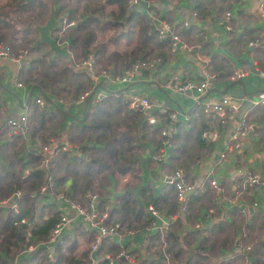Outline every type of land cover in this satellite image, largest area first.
Masks as SVG:
<instances>
[{
	"label": "crops",
	"instance_id": "obj_1",
	"mask_svg": "<svg viewBox=\"0 0 264 264\" xmlns=\"http://www.w3.org/2000/svg\"><path fill=\"white\" fill-rule=\"evenodd\" d=\"M2 1L4 0H0V3ZM45 2V7L42 10L44 15L38 16V23L36 21L32 25V30L29 33L23 36L20 32L16 36L19 41L22 39L29 40L30 46L38 43L39 33L36 28L46 22L50 13L55 19V28H57L61 26V22L58 21L59 18H63V16H85L87 8L102 7L104 4V7L93 16H111L110 12L117 11V5L113 1V3H104L105 0H45ZM146 4L147 7L144 8L138 4L133 6L127 4L125 13L121 16H125L131 10V7H134V9L147 14L149 24L151 19L157 16L174 23V30L181 42L197 45L209 59V66L210 63L220 66L216 79L210 88L197 95L195 92L176 91L175 86L171 83L168 86L165 85L168 80L173 79L182 83L187 79L198 81L203 78L199 63L192 59L179 45L176 51L170 53L171 58L167 61L162 63L155 59L156 65L149 70L136 71L132 83L128 85L109 82L102 76L93 79L83 67L77 66L80 64L78 60H76L77 62L73 61L72 68L82 70L92 78V86L86 90H90L91 93L81 102L72 101L74 98L70 100L67 97L68 91L65 89H55L53 95H42L36 87L21 80V77L18 76V68L21 65L28 66L29 60L37 53H29V57L26 55L19 62L0 58V148L5 151L7 156L10 154L4 145L12 135H9L6 128L1 126V121L9 116L26 114V123L20 131L24 141L23 149L25 152L37 154V148L43 144L36 135L38 128L35 129L32 126V124H35L34 119L36 117L33 112H43L45 110L53 112L57 127L53 132L54 138L51 139L56 140L57 144H66L70 129L74 126H82L85 106L112 95L125 98L127 93L147 95L151 108L145 113L149 114L152 109L164 106L168 112H175L176 114L175 119L170 121L178 123L186 129L189 126L198 129L203 124V117H205L207 124L205 131L210 133L209 136L214 134L213 139L208 138L211 141L209 142L208 151L200 149L191 162V158L184 151L173 152L172 158H168L169 146H166L164 157L156 160V164L148 163L144 165L139 180L136 181V186L140 184L149 186L154 197L158 198L154 206L152 204H147V206H151L162 218L176 214L181 206L175 200L172 186L164 183L163 175L173 171L175 168L172 167H179L184 169V180L194 184L192 191L185 193L183 209L179 216L165 232H158L151 228L150 213L147 206L141 204L142 211L140 214L138 213L137 220L143 217V220L148 221V223L138 229L135 227L130 228L128 231L132 233L124 235L120 244L108 239V242L113 245L110 246L112 249L98 250L97 254L91 255L92 262L89 258V246L92 241L91 233H86L89 237L85 238L83 231L72 228L60 236L59 243L62 242V237L67 238V242L63 244V247L68 241L72 242L74 250H72V253L67 251L65 257L72 256L77 264H105L102 254L118 249L125 250L131 256L132 264H154L158 253L162 256L161 264H243L244 260L247 264H251L254 259L264 264V105L248 108L249 97L257 92L264 91V74H261V69L264 67V48H262V46L264 47V17L259 12V6L264 7V0H149ZM226 13H229L228 16H230L228 22L231 31L228 32L224 30L221 24ZM182 21H186L189 24L188 27H183ZM19 22L17 20L16 28H21L20 25L23 23ZM149 26L151 28V25ZM120 28H124V26H120ZM186 28L188 30L184 32L183 29ZM53 30L50 32L51 36L58 38L59 33H52ZM253 39H257L262 45H250L249 42H252ZM17 44H20V42ZM120 47L124 48L125 45L120 44ZM65 51L66 56L53 54L52 56L59 57V62L65 60L70 63L71 58L68 49L65 48ZM246 60L250 62L253 72ZM35 69H38V67ZM235 69H242L247 72L240 80L230 82L228 81V75L235 72ZM70 80L72 78L67 77L66 83ZM83 81L85 80H80V82ZM17 83H20V85H16ZM59 86L64 88V84ZM223 94H227L232 102H236L237 107L231 116L227 117L226 123L220 126L217 124V118L213 113L202 111L201 101L211 103ZM37 96L42 97L44 100L42 109L34 101ZM87 98L89 99L85 102ZM244 111H248L247 119L251 124V129L248 130L246 137H242V156L244 159H251L250 167L260 174L262 181L261 184L252 186V188L244 186V181L240 177L235 179L234 168L228 157L224 160L219 159L229 136L234 131L237 121ZM159 122L158 124H160ZM171 130L173 132L172 127L169 131ZM77 144H73L76 153H78ZM150 150L148 146L144 147L140 159L147 160L151 156ZM70 153L74 155V153ZM24 157L25 155H23ZM255 158H257L256 166L253 164ZM163 161L166 165L160 167ZM182 162H186L185 167L177 166ZM3 163L0 157V164L3 165ZM124 177H105L108 179L107 182L112 179L114 181L118 180L115 196L105 199L107 201L104 203L113 218L115 216L110 211L114 207L117 208L115 198L123 191L130 190L129 187L123 188V182L126 181V177ZM211 177L221 188V196L216 194L209 186L208 179ZM106 183L105 185L108 184ZM136 186L133 187L134 194L139 189ZM58 187L67 198L73 200V198L78 197L70 188L69 179L63 181ZM99 187L103 186H98L96 193L100 192ZM238 188L241 191V202L247 204L254 202L252 208L249 209L247 218H244L236 208L230 206L222 198L223 195H231L234 189ZM44 203L52 202L45 198L41 200V204ZM168 203H172L174 209L173 213L169 215L165 211ZM55 204L57 207H61V204ZM65 209L66 207L62 205V212H67ZM46 216V213H42V218ZM232 218L234 221H232ZM220 222L225 226L223 231L210 237L209 232ZM243 222L246 223L247 230L245 228L242 237L240 228ZM195 225L198 227L195 228ZM168 233L170 235H167ZM230 233L232 234L230 235ZM164 234L165 237L175 242V244H172L173 246L180 248L177 256L171 257V254L165 253ZM247 235H249L250 240H245ZM230 238L233 240L232 245H227ZM30 239H32L31 241L35 240L34 237H30ZM222 241L226 243H222ZM57 244L53 245L54 250ZM187 244H190V246H187ZM245 245H250V250H244L243 246ZM22 256H28V253H22L19 257L20 260ZM54 257L56 258L55 252Z\"/></svg>",
	"mask_w": 264,
	"mask_h": 264
},
{
	"label": "trees",
	"instance_id": "obj_2",
	"mask_svg": "<svg viewBox=\"0 0 264 264\" xmlns=\"http://www.w3.org/2000/svg\"><path fill=\"white\" fill-rule=\"evenodd\" d=\"M112 1L116 3L117 11L110 12L111 16H93L104 7V4L102 7L87 8L85 16H63V24L52 31V33H59L58 38L52 37L51 34L50 37L68 49L70 63L65 60L59 62V57L52 56V52L41 42L30 46L29 40L19 41L16 38L20 32L23 36L29 33L32 25L36 21L38 23V16L44 15L42 10L45 7V0L2 1L0 3V45L7 47L14 56L21 51H25L27 56L29 53H37L29 60L28 66L21 65L18 68V76L21 80L36 87L42 95H53L55 89H65L68 91L67 97L70 100L74 98L72 101H76L92 86V78L86 72L72 68L73 61L81 62L90 55L96 73L101 70H112L116 74H121L137 59L146 61L156 58L158 62L163 63L171 58L169 39L158 38L155 35L149 26L147 14L133 7L125 16H121L125 13L128 0H105L104 3H113ZM17 20L23 23L20 25L21 28L15 27ZM119 20L122 22L121 27L124 26V28L119 29L120 25L116 23ZM183 30L186 32L188 29ZM108 32L112 34L103 35V40L97 38L98 34ZM18 42L26 44L27 48L20 49L21 44H17ZM252 42L254 46H259L257 39H253ZM120 44H124L125 47L121 48ZM214 64L210 63L209 66L208 63L207 68L217 76L220 66ZM37 67L38 69H35ZM67 77L72 78L68 83H66ZM81 79L85 81L80 82ZM60 84H64V88H61ZM33 114H36V117L35 124L32 126L35 129L38 128L36 135L40 142L45 144L54 138L53 132L57 127L54 121L55 116L48 110L35 111ZM148 116H153L157 120L156 124H149L146 120ZM203 119V124L198 129L191 126L186 129L170 121L167 114L160 113L158 109H152L149 114L133 111L127 107L125 97L106 96L100 101L87 104L83 110L82 126H74L70 129L66 144L73 147V144L78 143V153L75 152L74 147L61 149V145L58 144L56 154L48 155L47 164L45 167L42 166L43 168L40 167L42 165L40 154L25 152L23 149L24 141L21 132L12 134L4 145L10 154L7 156L0 148V157L4 162L3 165L0 164V199L6 198L15 191L18 192V196L7 202L6 206H0V264H10L15 257L19 258V255H22L26 245L47 239L62 212V208L57 207L50 196L57 194L60 191L58 186L67 179L70 180V188L73 192L80 196L73 200L79 202L81 198L84 200L85 193L97 191L98 186L102 185V178L125 176L123 188L129 187L130 190L123 191L115 198L117 208L114 207L110 211L115 218L109 213V219L112 223H118V227L125 231L134 227L138 229L147 224L148 221L143 220V217L137 220L142 211L141 204L154 206L158 198L154 197L149 186L143 184L136 186L142 167L148 163L156 164V160L151 156L147 160L140 159L144 147L148 146L151 149L150 154H155L159 148H162L161 141L165 139L160 136V130L162 128L170 130L172 127L173 132L169 131L170 136L167 138L170 156L168 158H172L173 152L184 151L192 162L200 149L208 151L210 147L211 141L201 137V132L207 128L205 117ZM31 135L33 136L32 133ZM70 152L75 153L72 155ZM23 155H25L24 158ZM164 165L166 163L163 161L160 167ZM177 166L185 167L186 162ZM172 168L176 169L175 166ZM182 170L184 172V169ZM47 177L51 178L54 186L47 189L44 194H40L38 189ZM134 186L139 187L135 194ZM99 197L98 206H104L107 200ZM45 198L52 203L41 204V200ZM13 201L18 206L17 213L9 209ZM172 207V203H168L165 208L167 215L173 213ZM42 213H46L47 216L42 218ZM21 217H24L27 223H19ZM150 217L152 219L151 215ZM232 221H234L233 218ZM224 227L222 222L215 225L209 232L210 237L222 232ZM245 228L247 230V226ZM84 233L83 236L88 238L89 235ZM165 236L164 234L165 253L171 254V257L177 256L180 248L173 246L175 242ZM30 237H34L35 240L31 241ZM246 239L250 240L249 235L245 237ZM65 242H67L66 237H62V242H57L59 244L55 246L56 258L54 257L53 261L41 249H37L28 252V256H22L16 264H77L72 256L65 257L67 251L72 253L74 250L72 242L69 241L63 247ZM232 242L230 238L227 245H232ZM222 243L226 242L222 241ZM104 246L113 245L108 242V239H103L99 250L112 249ZM161 260L162 256L158 253L154 264H161ZM251 264L261 263L254 259Z\"/></svg>",
	"mask_w": 264,
	"mask_h": 264
},
{
	"label": "built area",
	"instance_id": "obj_3",
	"mask_svg": "<svg viewBox=\"0 0 264 264\" xmlns=\"http://www.w3.org/2000/svg\"><path fill=\"white\" fill-rule=\"evenodd\" d=\"M145 1V0H144ZM147 2V1H145ZM138 4V0H128V5L133 6ZM259 12L262 17H264V7L259 6ZM229 13L222 18V27L224 30L231 31V26L228 22L230 16ZM64 19L62 18L61 25L63 24ZM183 27H188L186 21L181 22ZM151 30L155 33L158 38L167 37L169 39V51H176L178 45L180 48L184 49L196 62L199 63L201 67L202 79L198 81H193L190 79L185 80L180 83L175 79L166 82V86L170 83L175 86V90L179 92H195L197 95L202 94L207 88H210L216 79L214 72L208 70L209 59L201 52L200 48L197 45H189L180 41L179 36L174 30V23L165 20L159 17H153L150 22ZM250 45H254L253 42H249ZM262 45V43H259ZM262 48H264L262 46ZM26 56L25 51L19 52L17 55H12L8 48L0 45V58L8 59L12 62H19L21 59H24ZM156 60H135L132 62L128 68L123 70L121 74H116L112 70H105L96 73L93 59L90 55L86 57L85 60L81 61L79 67H83L87 73L92 76V78H97L98 76L104 77L107 81L112 83H123L130 84L134 78L136 71L140 70H149L155 64ZM246 70L235 69V72H232L228 76V81H238L246 74ZM261 74H264V67L261 69ZM171 78V77H170ZM16 85H20L17 83ZM90 90L82 93L79 96L76 102H81L88 94ZM127 107L133 111H140L142 113L148 112L151 108V103L147 95L127 93ZM35 103L39 106L40 109L44 107V100L42 97L37 96L34 99ZM264 105V91L257 92L249 97V109ZM202 111L204 113H213L217 118V124L222 126L226 123L227 117H230L231 114L236 110L237 105H234L227 94L221 95L216 101L209 103L208 101H201ZM158 111L160 113L167 114L169 120L175 119V112H167V109L164 106H159ZM248 118V111H244L241 117L238 119L237 124L234 128V131L229 136L228 142L225 145V149L220 154V160L226 159L228 157L233 165L235 179L241 178L244 181V186L252 188V186L259 185L262 183L261 176L258 172H255L251 167V159H244L242 156V137H246L248 130L251 129V124ZM147 122L149 124H156L157 120L153 116L147 117ZM26 123V114L21 113L15 116H9L1 121V126L6 128L8 134H14L20 132ZM210 133L207 131L201 132V137L209 138ZM160 136L165 139L161 141L162 148H159L157 152L151 155V158L154 160H160L164 157V148L168 145L167 138L170 136L169 130L167 128H162L160 130ZM214 134H212L211 139H213ZM56 140L50 139L46 144H43L37 148V153L40 154V167L46 166L47 157L51 154H56V147L58 146ZM61 149L73 148L68 144H59ZM43 168V167H42ZM264 168V164H263ZM163 181L166 184H169L173 187L174 197L178 204H180V209L176 214L169 215L167 217H160L159 214L151 207L147 206V210L152 216L150 226L158 232H165L169 224L174 221L180 214L183 209L185 193L192 191L194 188L193 183H188L184 180V172L181 168H176L173 171L163 175ZM209 186L213 189L216 194L221 196L222 190L213 179V177L208 179ZM54 183L50 177L46 178V181L42 186L39 187L38 192L44 194V192L53 188ZM242 187V185H241ZM241 191L234 189L233 193L228 196H222L224 201H226L230 206L236 208L244 218H247L249 215V209L252 208L254 202L247 204L241 202L240 200ZM18 192L15 191L9 194L6 198L0 199V206L4 207L7 205V202H10L13 198H17ZM55 203L61 204L66 207L67 212H61L59 219L54 223L50 233L45 240L36 241L26 245L25 249L22 250V253L30 252L33 250L41 249L44 254L53 261L54 259V248L53 245L59 242L60 236L64 232L70 231L72 228H78L80 231L91 233L92 241L89 246V258L92 260L91 255L97 254L100 243L103 239H109L117 244H120L122 238L126 234L132 233L128 230H122L118 227V223H112L109 219V212L105 206H98L99 197L95 193H85L83 203H79L70 198H67L64 193L60 190L57 194L50 196ZM9 209L13 213H17L18 206L13 201L9 205ZM19 223H27V220L24 217L19 219ZM246 223L243 222L240 228V233L242 237L244 236V230ZM198 227L195 225V228ZM250 245L243 246L244 250H250ZM20 257V255H19ZM102 259L105 264H132L131 256L123 249H118L115 251L104 252L102 254ZM19 258L15 257L10 264H16ZM243 264H247L244 260Z\"/></svg>",
	"mask_w": 264,
	"mask_h": 264
},
{
	"label": "water",
	"instance_id": "obj_4",
	"mask_svg": "<svg viewBox=\"0 0 264 264\" xmlns=\"http://www.w3.org/2000/svg\"><path fill=\"white\" fill-rule=\"evenodd\" d=\"M138 5L140 7H147V4L144 0H138ZM133 7H131L132 9ZM61 21V18L59 19V22ZM118 25L122 26V22H116ZM56 26V22L55 19L53 18L52 13L49 14L48 19L46 20V22H44L41 26H38L36 29L39 33V37H38V41L45 44L48 47V50L50 52H52L53 55L56 56H66V51L64 47L59 46L57 43H55V41L50 37V32L51 30H53ZM246 63L250 66V70L253 72V68L250 65V62L248 60H246ZM89 98L86 99L85 102L88 101ZM234 105H237L236 102H232ZM212 136H209V138H211ZM256 160L257 158H255V160L253 161L256 166ZM66 210V209H65ZM167 235H170V233H168Z\"/></svg>",
	"mask_w": 264,
	"mask_h": 264
},
{
	"label": "rangeland",
	"instance_id": "obj_5",
	"mask_svg": "<svg viewBox=\"0 0 264 264\" xmlns=\"http://www.w3.org/2000/svg\"><path fill=\"white\" fill-rule=\"evenodd\" d=\"M111 34H112V32H108V33H104V34H100V35L98 34L99 36L97 35V38H99V40H103L104 36H108V35H111ZM20 44H21L20 49H26L27 48L26 44H24V43H20ZM155 59L156 58H153L151 60H155ZM101 71H105V70H101ZM107 181H108L107 178H102L101 179V183H102L101 186H103V187H99L100 192H97V193L94 192L98 197L101 196V198L108 199V198H113V196H115V194H116L115 188L117 187L118 180L114 181L112 179V180H109V182H107ZM105 183L107 185H105ZM79 203H83V200H81ZM30 240H32V239H30Z\"/></svg>",
	"mask_w": 264,
	"mask_h": 264
},
{
	"label": "clouds",
	"instance_id": "obj_6",
	"mask_svg": "<svg viewBox=\"0 0 264 264\" xmlns=\"http://www.w3.org/2000/svg\"><path fill=\"white\" fill-rule=\"evenodd\" d=\"M59 19H60V18H59ZM58 21H59V20H58ZM61 21H62V17H61ZM61 21H60V22H61Z\"/></svg>",
	"mask_w": 264,
	"mask_h": 264
}]
</instances>
